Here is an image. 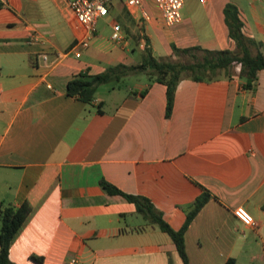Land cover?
Returning a JSON list of instances; mask_svg holds the SVG:
<instances>
[{
	"label": "crops",
	"instance_id": "1",
	"mask_svg": "<svg viewBox=\"0 0 264 264\" xmlns=\"http://www.w3.org/2000/svg\"><path fill=\"white\" fill-rule=\"evenodd\" d=\"M51 1L44 12L37 0H0V206L33 207L11 261L184 264L171 237L105 193L104 180L148 198L176 231L187 220L184 208L208 193L185 236L189 264H264V70L252 86L239 73L185 78L170 118L167 86L146 76L141 88L101 86L91 104L67 94L80 73L130 65L147 48L157 58H176L173 47L236 51L228 4L238 8L245 36L264 44V1L185 0L182 21L171 28L154 0H143L149 20L114 1L109 14L125 43L98 39L105 17L80 59L66 52L83 28L64 0ZM240 208L255 226L236 216Z\"/></svg>",
	"mask_w": 264,
	"mask_h": 264
},
{
	"label": "trees",
	"instance_id": "2",
	"mask_svg": "<svg viewBox=\"0 0 264 264\" xmlns=\"http://www.w3.org/2000/svg\"><path fill=\"white\" fill-rule=\"evenodd\" d=\"M4 6V3L0 2V9ZM224 14L229 37L236 43V51L208 50L202 47L188 49L173 47L176 58H169L168 60L167 58H157L152 50L147 48L138 64H117L108 67L103 73L94 75L88 72L80 73L69 81L67 94L81 102L91 104L95 101L101 86L122 84L126 78L144 75L149 82H160L167 86L166 117L170 118L178 85L185 78L196 82H212L239 73V76L246 78L249 86H252L257 73L264 70V54L260 51L261 48H264V44L245 36L243 33L244 24L235 5L228 4ZM252 48L258 49L257 54H252ZM182 55L190 57L192 62H180L178 57ZM100 108L101 105L99 111ZM100 185L108 195L119 196L124 201L135 205L137 215L149 225H155L162 232L168 234L184 264H189L185 236L197 215L209 202L210 195L208 193H203L191 206L184 208L187 213V220L183 228L176 231L164 220L163 214L156 209L148 198L127 194L104 180L101 181ZM32 213L33 207L28 201L19 207L0 206V264H15L10 259L11 246ZM31 260L37 264H44L42 257L31 256Z\"/></svg>",
	"mask_w": 264,
	"mask_h": 264
},
{
	"label": "built area",
	"instance_id": "3",
	"mask_svg": "<svg viewBox=\"0 0 264 264\" xmlns=\"http://www.w3.org/2000/svg\"><path fill=\"white\" fill-rule=\"evenodd\" d=\"M114 1H120L130 12L149 20V14L143 6V0H64L78 25L84 30L83 35L74 42L66 53L71 52L77 59L82 58L83 53L91 46V39L97 32L98 21L109 15L110 5ZM200 1L204 3L206 0ZM154 2L162 12L167 27L171 28L181 23L185 0H154ZM111 39L118 45L125 43L122 27L119 24H114ZM142 47L144 48L143 45ZM236 216L248 226L256 225L252 216L242 208L236 211ZM69 264H77V260L73 258Z\"/></svg>",
	"mask_w": 264,
	"mask_h": 264
},
{
	"label": "rangeland",
	"instance_id": "4",
	"mask_svg": "<svg viewBox=\"0 0 264 264\" xmlns=\"http://www.w3.org/2000/svg\"><path fill=\"white\" fill-rule=\"evenodd\" d=\"M37 7L44 12H49L53 8L52 6V1L51 0H37ZM116 20L115 18V12H111L108 17L103 19L98 26V39L104 43L106 46H117L118 44L111 39L112 35V22ZM53 23V21H52ZM144 38L143 35H139L138 37V42H141V40ZM123 46V44L121 45ZM92 48V47H91ZM90 48V50H91ZM94 50V49H93ZM88 52V51H86ZM96 52V51H95ZM97 53V52H96ZM144 53V51H143ZM201 54V53H200ZM132 59L128 62V64L132 65L133 63H139L142 57V54L140 51L136 52L135 55H131ZM140 58V60H137ZM161 58H166V57H161ZM169 60V58H167ZM165 60V59H164ZM178 60L183 63H190L192 62V59L188 56L182 55L178 57ZM147 82L146 77L144 75H139L137 77H130L126 78L123 81V86L124 87H132V88H141L142 84ZM133 219H129V221H132ZM140 223H143V219L141 218Z\"/></svg>",
	"mask_w": 264,
	"mask_h": 264
}]
</instances>
